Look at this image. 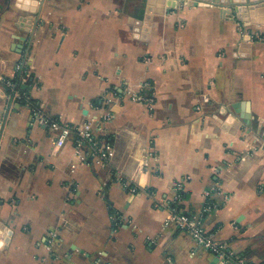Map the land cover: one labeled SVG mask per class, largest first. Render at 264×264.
<instances>
[{
    "label": "crops",
    "instance_id": "1",
    "mask_svg": "<svg viewBox=\"0 0 264 264\" xmlns=\"http://www.w3.org/2000/svg\"><path fill=\"white\" fill-rule=\"evenodd\" d=\"M225 7L0 0V264H220L165 226L173 201L264 264V24ZM143 83L152 108L131 100ZM30 105L73 128L110 112L109 162L73 133L56 146Z\"/></svg>",
    "mask_w": 264,
    "mask_h": 264
},
{
    "label": "built area",
    "instance_id": "2",
    "mask_svg": "<svg viewBox=\"0 0 264 264\" xmlns=\"http://www.w3.org/2000/svg\"><path fill=\"white\" fill-rule=\"evenodd\" d=\"M24 80V78H21ZM3 85L7 90V96L10 100L11 105L16 103H26L27 96L20 90L19 82L15 79H1ZM148 87L147 83H143L139 86V92L132 95L131 100L138 103L147 104L149 108L153 107V98L145 95L144 89ZM28 104V103H27ZM33 117L41 122L43 125L48 126L50 130L55 133V144L61 147L68 136L73 133L76 138L75 147L77 149L81 146H86L88 148V154L95 163L100 165H106L110 160L109 144L102 142L99 138L95 136L93 127L101 125L103 122L110 119V112H106L100 120L91 119L80 126L69 127L67 125L61 124L57 119L47 118L44 113L36 106L30 105ZM117 180H121L118 177ZM168 219L165 222V226L174 225L178 230L186 232L195 241L197 246L211 252L218 260L225 262L227 260H232L237 263H242L241 259L234 256L227 249L225 244L218 242L212 236L207 235L202 229L200 222L196 219L191 218L188 215L180 213L176 206V201H173L167 206ZM56 237L55 233H51V238L49 243Z\"/></svg>",
    "mask_w": 264,
    "mask_h": 264
},
{
    "label": "water",
    "instance_id": "3",
    "mask_svg": "<svg viewBox=\"0 0 264 264\" xmlns=\"http://www.w3.org/2000/svg\"><path fill=\"white\" fill-rule=\"evenodd\" d=\"M156 1L146 0V6L149 12L152 11ZM182 3L199 7L220 6L222 8L226 6L221 12L231 13V16H235V19L243 22L244 27L253 24H264V0H165L167 10L176 9ZM256 17L258 18L256 19ZM133 21L136 24L141 23L140 20ZM147 22L145 19V23ZM262 147L264 150V144ZM218 261L220 264H224V262Z\"/></svg>",
    "mask_w": 264,
    "mask_h": 264
}]
</instances>
